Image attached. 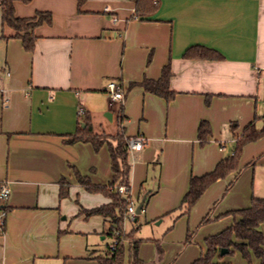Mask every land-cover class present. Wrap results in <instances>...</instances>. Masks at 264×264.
Returning <instances> with one entry per match:
<instances>
[{
    "label": "crops",
    "instance_id": "0c3cea01",
    "mask_svg": "<svg viewBox=\"0 0 264 264\" xmlns=\"http://www.w3.org/2000/svg\"><path fill=\"white\" fill-rule=\"evenodd\" d=\"M38 12H49L52 23L35 29L32 52L0 18V185L7 182L10 189L0 264H64L77 258L69 246L82 232L62 219V212L68 218L77 212L74 217L86 220L80 207L109 203L84 191L73 175L72 167L96 185L112 178L105 146L95 153L89 144L66 143L84 126L83 113L94 133L114 135L122 108L125 137L143 136L146 146L150 141L197 144L201 121L209 123L214 139L218 128L227 133L233 124L234 143L253 121L254 109L264 111V0H158L147 21L132 18L134 4L128 0H86L80 12L77 0L14 3L17 18ZM192 47L220 58H185ZM166 66L173 101L166 103L138 85L129 89L132 83L158 80ZM110 83L125 91L122 102L110 100ZM133 101L142 103V118L155 126L127 135ZM262 143L264 138L255 145ZM214 145L222 149L221 143ZM93 170L108 173L107 178L100 180ZM61 179L69 184L63 199ZM69 196L82 206L68 209ZM100 235L104 240L107 232ZM223 261L231 263L227 257Z\"/></svg>",
    "mask_w": 264,
    "mask_h": 264
},
{
    "label": "rangeland",
    "instance_id": "374dc122",
    "mask_svg": "<svg viewBox=\"0 0 264 264\" xmlns=\"http://www.w3.org/2000/svg\"><path fill=\"white\" fill-rule=\"evenodd\" d=\"M128 109L127 135L136 134L140 126H155L142 118L141 102L133 101ZM263 117L264 111L255 108L253 120L256 119V129L263 127ZM234 122L240 125L239 119ZM158 124L162 127V121ZM218 129L217 138H212L211 133L208 142L202 146L199 143L150 141L141 152H129L131 202L135 211L143 199L144 204L135 221L124 218L123 230L119 234L120 240L124 241L123 264H130L129 245H132V240L139 241L138 258L143 264H191L205 253L204 240L233 222V216L227 212L248 208L252 198L264 197V162H259L264 159V143L255 145L261 139L243 148L236 178L229 175L220 183L211 185L190 212L184 214L181 204L190 179L212 171L216 165H208L212 159L220 161L234 152L235 144L231 142L233 124L228 126L227 133L224 132L226 128ZM211 140L215 142L210 144ZM216 142L221 143V150L214 145ZM93 171L92 174L100 180L107 178L108 173ZM76 201L81 205L78 197L73 199L69 196L65 200L68 209L77 208ZM76 214L71 218L66 212L61 214L62 219L72 221L73 229L83 234L69 246L77 258H66L64 264H99L97 258L105 257L108 247L116 239L105 235L101 240V232L104 230L106 233L109 225L104 224L100 217L84 220L74 217ZM205 218L212 221L204 222ZM261 230L264 233L263 227ZM126 236H131V239H126ZM227 258L231 264H247L237 252ZM251 264L259 262L252 259Z\"/></svg>",
    "mask_w": 264,
    "mask_h": 264
},
{
    "label": "trees",
    "instance_id": "16d2710c",
    "mask_svg": "<svg viewBox=\"0 0 264 264\" xmlns=\"http://www.w3.org/2000/svg\"><path fill=\"white\" fill-rule=\"evenodd\" d=\"M30 3L31 0H0L1 22L3 26L12 29L16 34L15 38L22 43L26 52H32L35 47L36 37L34 31L41 25H50L52 16L49 12H38L33 18H17L14 15V3ZM134 4L135 18L140 21H147L155 13L158 0H128ZM86 0H77L78 11L85 4ZM210 55H207V53ZM185 58L212 59L220 58L214 52L205 50L202 47L189 48L184 54ZM171 73L168 66L161 71L160 78L156 81L143 80L141 83H132L129 89L135 85L140 86L145 93L158 97L169 103L174 100L175 93L169 88V79ZM84 126L80 125L75 134L69 136L66 143L89 144L95 153L105 146L110 158V167L112 172L111 181L106 185L93 184L88 176L81 175L78 170L72 167L76 183L87 193L101 194L109 200V203L90 210L80 207L79 215L85 219L93 216H99L109 223L107 235L118 241L116 250L113 253L106 252L105 257L97 258L99 264H123L124 244L120 240L119 234L123 230L124 215L126 205L124 198L118 193L119 187L129 189V150L128 138L124 135L123 123L126 117L123 115L122 108L119 110L116 123L117 130L114 135L106 133L96 134L92 131L89 119L85 113L79 116ZM256 120V119H255ZM255 120L246 125L240 136H234V152L225 159L220 160L212 171L200 177H192L189 183V189L183 197L181 207L184 214L190 212L197 201L202 197L205 191L217 181L225 179L233 173L238 174L239 160L243 148L246 145L255 143L264 138V123L259 130L255 127ZM211 137V127L207 121H201L197 130V139L202 146L206 144ZM254 165V163L252 164ZM251 165V166H252ZM69 184L65 179L59 181V198L68 196ZM77 205L78 202L76 201ZM143 211V207L141 208ZM227 215L233 216V222L219 233L209 236L204 240L206 251L191 264H231L223 261L224 258L237 252L247 264L255 259L259 264H264V199L252 198L248 208L227 212ZM216 220V219H214ZM211 219L205 218L204 222H211ZM131 239V236H126ZM139 241L132 240L129 245L130 264H143L138 258ZM221 250H226L227 254L221 256Z\"/></svg>",
    "mask_w": 264,
    "mask_h": 264
},
{
    "label": "built area",
    "instance_id": "2783aa9c",
    "mask_svg": "<svg viewBox=\"0 0 264 264\" xmlns=\"http://www.w3.org/2000/svg\"><path fill=\"white\" fill-rule=\"evenodd\" d=\"M104 11L108 12L107 9H105ZM113 22H116V20L113 19ZM106 92L112 102L113 101L122 102L124 99L125 91L115 83L108 84L106 88ZM145 144H146V139L143 136H136L135 138H130L128 140V150L129 152L131 151L139 152L143 149ZM117 191L125 200L126 213L124 215V218L127 217L130 220L135 221L137 214L131 202L130 190L125 187H119ZM9 195H10V189L8 183L3 182L0 185V236L3 235L4 233L5 221L8 213L7 202L9 199ZM116 245H117V241L114 240L113 243L108 247L107 252L113 253L116 249Z\"/></svg>",
    "mask_w": 264,
    "mask_h": 264
},
{
    "label": "water",
    "instance_id": "95a60500",
    "mask_svg": "<svg viewBox=\"0 0 264 264\" xmlns=\"http://www.w3.org/2000/svg\"><path fill=\"white\" fill-rule=\"evenodd\" d=\"M107 115H108V118H110V114H107ZM143 204H144V199L141 201V203L139 204V206L136 209V214L137 215L140 214L141 208L143 207ZM225 254H227V251L226 250H221L220 255L223 256Z\"/></svg>",
    "mask_w": 264,
    "mask_h": 264
}]
</instances>
